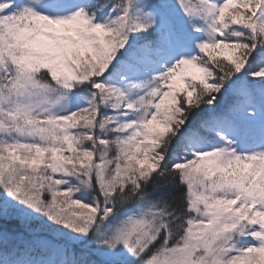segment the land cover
I'll return each instance as SVG.
<instances>
[{"label":"snow or ice","instance_id":"1","mask_svg":"<svg viewBox=\"0 0 264 264\" xmlns=\"http://www.w3.org/2000/svg\"><path fill=\"white\" fill-rule=\"evenodd\" d=\"M0 264H264V0H0Z\"/></svg>","mask_w":264,"mask_h":264}]
</instances>
